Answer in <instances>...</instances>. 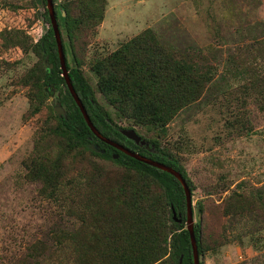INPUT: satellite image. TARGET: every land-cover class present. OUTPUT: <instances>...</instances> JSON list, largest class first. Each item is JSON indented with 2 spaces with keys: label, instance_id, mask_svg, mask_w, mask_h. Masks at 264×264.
Listing matches in <instances>:
<instances>
[{
  "label": "trees",
  "instance_id": "16d2710c",
  "mask_svg": "<svg viewBox=\"0 0 264 264\" xmlns=\"http://www.w3.org/2000/svg\"><path fill=\"white\" fill-rule=\"evenodd\" d=\"M54 4L71 83L95 128L107 139L180 172L192 196L198 188L202 191L194 226L200 260L228 244L227 219L231 226L235 218L254 220L258 214L264 218L263 190H249L245 180L235 185L224 175L195 184L186 168L184 142L167 139L174 120L203 100L223 109L227 139L257 132L264 123L263 23L247 18L220 30L215 26V43L186 51L147 28L117 50L107 55L96 50L89 58L105 20L107 0ZM41 9L48 28L39 34L36 11ZM0 11V71L18 69L21 62L8 58L13 50L36 59L12 86L28 100L23 121L35 126L22 180L37 187L34 210L42 221L31 237L27 231L8 236L0 264H180L181 259L182 264H195L183 186L171 174L94 135L62 77L47 0L0 2ZM85 67L95 74L96 89ZM217 74L238 85L228 93L221 91L213 84ZM55 90L65 116L60 117L51 102ZM116 120L142 129V134L136 133L150 148L127 140ZM223 194L228 196L221 199ZM217 200L222 203L217 205ZM211 219H220L219 228H209ZM203 260L200 264H205Z\"/></svg>",
  "mask_w": 264,
  "mask_h": 264
},
{
  "label": "rangeland",
  "instance_id": "374dc122",
  "mask_svg": "<svg viewBox=\"0 0 264 264\" xmlns=\"http://www.w3.org/2000/svg\"><path fill=\"white\" fill-rule=\"evenodd\" d=\"M5 1L25 4L31 0H0ZM107 2L105 20L98 29L96 41L90 48L89 58L96 50L103 55L117 50L124 42L147 28L155 30L163 41L186 51L214 42L215 26L225 28L229 23L236 25L239 20L246 21L247 18L253 21V24L262 22L264 25V4L262 6L261 1L107 0ZM36 12L37 30L42 34L48 28L41 16L44 10ZM26 14L25 16H28L27 11ZM17 21L19 18L15 20ZM8 58L19 60L21 64L16 70L0 71V258L1 248L9 243L10 239L5 240L10 234L16 236L27 231L31 237L39 224H42L34 210L37 187L22 180L26 172L23 160L32 150L35 126L33 121H23L22 117L29 107L28 100L24 92H15L12 86L13 80L29 69L36 59L33 55L25 57L17 50L11 51ZM84 72L96 89L95 74L87 67ZM214 78L213 84L226 93L238 85L232 79L227 81L221 74L215 75ZM58 94L55 90L51 92L52 97L50 96L55 107L59 106ZM97 98L116 118L115 111L104 103L102 96L98 94ZM116 122L122 129L129 126L125 121ZM135 131L142 134L139 127H135ZM147 133L148 131L143 130V134ZM167 139L174 143L184 142L186 168L195 184L204 185L207 179L224 175L235 185L245 180L249 184V190L264 191V123L251 137L231 141L227 139L223 109L208 103V100H203L182 112L174 120L168 129ZM227 196L223 194L221 199ZM202 197L203 193L198 188L193 193L195 224L198 216L196 204ZM221 203L222 200L216 202L217 205ZM219 222L220 219H211L209 228H219ZM225 223L229 230V233H226L228 244L217 252H207L200 261L204 259L205 264H264V218L258 214L254 220L244 217L233 219L231 226L228 219Z\"/></svg>",
  "mask_w": 264,
  "mask_h": 264
},
{
  "label": "water",
  "instance_id": "95a60500",
  "mask_svg": "<svg viewBox=\"0 0 264 264\" xmlns=\"http://www.w3.org/2000/svg\"><path fill=\"white\" fill-rule=\"evenodd\" d=\"M47 9H48L49 14H50L51 25H52L53 31L55 33V37H56V41H57V45H58L59 58H60V62H61V69L63 71L62 77L65 79L66 85H67L73 99L75 100L77 106L79 107L80 111L82 112L88 126L90 127V129L92 130L94 135L99 140H101L102 142H104L107 145L115 148L116 150L126 154L127 156H129V157H131V158H133L139 162H142L144 164H147L149 166H152L154 168H157L159 170H162L164 172L171 174L176 179H178L179 182L181 183V185L183 186L185 194H186V198H187V205H188L187 231L190 233V237H191L194 263L200 264V256H199L197 241H196L195 232H194L195 220H194V213H193V196H192V191L190 190V187H189L187 181L185 180V178L183 177V175L180 172H177L172 167L167 166L166 164H163L161 162L155 161L151 158L142 156L139 153H135V152L131 151L130 149L125 148L124 146H122V145H120V144H118V143H116L110 139H107L106 137L102 136L100 134V132L95 128L84 104L80 100L79 96L77 95V93H76V91H75V89L71 83V79L69 76V70L67 69V65H66V57H65V53H64L62 37H61V33H60L59 26L57 23V19H56L54 0H47ZM64 16H66L65 13H64ZM50 96H51V93H50ZM55 110L60 117L66 115L64 109L60 105L58 107H55ZM120 133L127 140L133 142L135 145L140 146V147H145L146 149L150 148L149 143H147L146 140H143L136 133L135 130H133V129H121ZM96 148L98 149V146H96ZM100 152L104 153L105 151L101 150ZM118 157H119V155H114V159H118ZM174 218L176 221L181 222L180 219L176 218V212L175 211H174ZM199 219H201L200 216H199ZM180 264H182V259L180 260Z\"/></svg>",
  "mask_w": 264,
  "mask_h": 264
},
{
  "label": "flooded vegetation",
  "instance_id": "af4514ba",
  "mask_svg": "<svg viewBox=\"0 0 264 264\" xmlns=\"http://www.w3.org/2000/svg\"><path fill=\"white\" fill-rule=\"evenodd\" d=\"M121 128V127H120ZM124 129H130V128H124ZM140 147V146H139ZM141 148H145V147H141Z\"/></svg>",
  "mask_w": 264,
  "mask_h": 264
}]
</instances>
